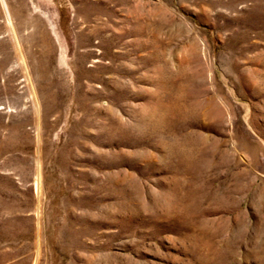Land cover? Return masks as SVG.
Listing matches in <instances>:
<instances>
[{
	"label": "rangeland",
	"instance_id": "rangeland-1",
	"mask_svg": "<svg viewBox=\"0 0 264 264\" xmlns=\"http://www.w3.org/2000/svg\"><path fill=\"white\" fill-rule=\"evenodd\" d=\"M263 61L264 0H0V264H264Z\"/></svg>",
	"mask_w": 264,
	"mask_h": 264
},
{
	"label": "bare ground",
	"instance_id": "bare-ground-1",
	"mask_svg": "<svg viewBox=\"0 0 264 264\" xmlns=\"http://www.w3.org/2000/svg\"><path fill=\"white\" fill-rule=\"evenodd\" d=\"M17 42H18V40H17ZM263 64H264V61L262 62ZM22 64V63H21ZM188 65V64H187ZM165 67H166V70H167V65H165ZM162 69V68H161ZM160 71V70H159ZM192 73H190V74H186L185 76H184V72L182 71L181 73L179 72L178 73V75H181L180 76V79L181 80H183V81H190V82H192L193 81V84L195 83V82H197V81H199V80H201V84L203 85V81L205 80V78L203 77V69H202V67L201 66H199V68H195V69H192ZM164 74H165V72H164ZM163 74V75H164ZM255 76L256 77H258L259 79H260V81H258L257 82V84H256V86H259L258 84H264V76H257V74H255ZM196 77H199L198 79H197V81H196ZM198 84V83H197ZM257 92H260L259 90H257ZM167 98H168V96H167ZM162 99V98H161ZM159 107L160 109H162L163 110V112L165 111V110H167L168 109V107L167 106H165L164 104H162L161 103V101H159V102H156L155 103V106L154 107ZM213 112H212V114H214V116L215 117H219V118H221V117H223V111L221 110V108H219L218 106H216V107H213ZM155 113L156 114H162L161 112H160V110H155V108H153V109H151L150 111H149V114H148V116H154L155 115ZM163 115V114H162ZM162 115L160 116V117H162ZM160 119V118H159ZM166 120V119H165ZM144 121V120H143ZM142 121V122H143ZM164 121V120H163ZM140 122V121H139ZM141 123V122H140ZM157 123V122H156ZM176 123V122H175ZM151 124V123H150ZM141 125V124H140ZM143 126V125H142ZM152 126H153V124H152Z\"/></svg>",
	"mask_w": 264,
	"mask_h": 264
}]
</instances>
